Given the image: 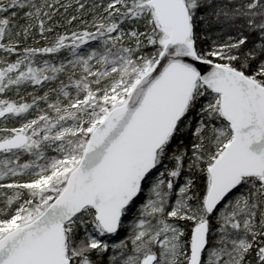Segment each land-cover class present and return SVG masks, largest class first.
<instances>
[{
    "label": "snow or ice",
    "instance_id": "1",
    "mask_svg": "<svg viewBox=\"0 0 264 264\" xmlns=\"http://www.w3.org/2000/svg\"><path fill=\"white\" fill-rule=\"evenodd\" d=\"M0 264H264V0H0Z\"/></svg>",
    "mask_w": 264,
    "mask_h": 264
}]
</instances>
